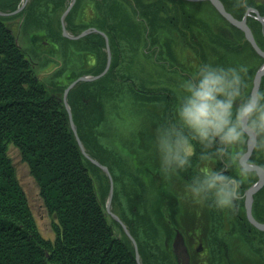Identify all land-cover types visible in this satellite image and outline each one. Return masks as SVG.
Returning a JSON list of instances; mask_svg holds the SVG:
<instances>
[{
  "label": "trees",
  "instance_id": "1",
  "mask_svg": "<svg viewBox=\"0 0 264 264\" xmlns=\"http://www.w3.org/2000/svg\"><path fill=\"white\" fill-rule=\"evenodd\" d=\"M20 1L0 0V10L13 11ZM94 1V6L101 9L102 3L107 0ZM123 1L132 3L133 6L130 12L127 7L123 8L117 2L120 6L118 11L121 9L123 12L124 21H121L119 15L107 13L106 6L93 20L86 21L82 14L83 0H75L64 17L65 28L72 35L91 26L104 32L109 39L111 62L107 72L97 79L78 80L67 92V103L70 105L77 136L80 137L87 154L109 168L114 183L119 177L112 166L113 162L118 161L115 156L107 154L108 148L100 141L99 126L106 118L102 94L114 92V88L118 86L113 83L116 82V75L125 77L123 73H118L123 59L121 25H125L126 37H138L140 29L134 18L135 13L138 12L146 20L149 19L153 26L156 19L161 17L158 11H162L165 13L162 15L163 19L169 24L180 25L182 30L186 29L191 38L194 37L191 24L197 22L196 16L183 6L193 3L191 0H153L147 3L143 0ZM204 1L216 12L219 21L233 31L230 38L223 33V27L218 26L220 32L211 33L210 24H204L209 27L211 38L208 42L212 44V48L215 49L217 45L225 55V58H217L216 62L245 64L248 68L246 79L250 91L254 73L264 58L256 53L251 43L245 39L242 30L228 22L210 1ZM221 1L225 9L238 19L242 18L247 6L256 8L260 15L264 16V0ZM169 2H172L171 9L167 5ZM68 3L69 0H28L19 12L0 14V264H139L135 259L133 243L126 231L120 222L105 210L104 198L109 190V178L102 168L82 153L63 103L65 87L78 76L88 72L77 73L73 79L62 83L57 79L64 71V65L60 63L46 79L38 72L39 63L16 40L19 28L22 33L33 27L42 28L45 30L43 38L48 41L44 46L52 58L58 55L57 49L61 51L63 48L76 46L79 50L87 51L88 61L93 60L92 68H89L91 74L97 75L103 71L107 52L105 38L99 31H91L74 39L62 35L59 17ZM47 11L59 13L46 17ZM20 16L21 23L19 20L12 25L13 22L9 21ZM109 17L115 20L110 23ZM246 21L253 32L255 42L264 50V23L255 18L253 13L247 15ZM202 56L203 61L207 60L204 53ZM125 78L123 80L128 79L127 76ZM259 85V89H264V75ZM132 90L141 102L145 95L143 87L133 86ZM10 145L19 149L21 160L27 163L28 170L38 185L43 206L51 216L53 237L43 235L36 224L30 202L8 153ZM242 147L245 151L246 145ZM252 150L248 161L264 168V151H257L255 146ZM119 160L121 161L120 158ZM190 170L193 171V168ZM247 171L250 175L240 185L235 206L230 209L229 215L231 222L233 221L230 233L236 232L242 242L264 263V231L252 225L245 215L243 190L258 177L256 171ZM138 187L139 189H131V192L128 190L130 193L125 190L123 197L128 198V204L120 215V220L137 242L140 262L175 264L168 244L161 242V231L167 237L174 234L175 221H168V225L161 229L160 223L155 219L157 226L154 225L141 208L147 200L149 189L143 184H138ZM113 188L112 202L120 192L117 184ZM204 204L208 209V216L212 219V225L205 236V246L209 253H215L212 261L221 263L218 256L227 249V243L221 240L224 238L222 229L216 221H222L224 212L210 207L206 202ZM252 204L253 216L264 222V184L255 192ZM154 209L157 218L168 213L171 220H178L179 210L173 198L169 199L167 207H164L162 197H159ZM157 235L160 240L158 242L155 240Z\"/></svg>",
  "mask_w": 264,
  "mask_h": 264
},
{
  "label": "rangeland",
  "instance_id": "2",
  "mask_svg": "<svg viewBox=\"0 0 264 264\" xmlns=\"http://www.w3.org/2000/svg\"><path fill=\"white\" fill-rule=\"evenodd\" d=\"M143 1L145 3L148 1L153 2V0ZM117 2L123 8L124 6L125 8L127 7L131 12L132 3L130 4L127 1L107 0L102 3V8L98 9L94 6V0H83V18L86 21L93 20L96 14L98 12L101 13L106 6L107 13L111 12L113 15H119L121 16V21H124L122 10L118 11L119 5ZM167 5L171 9L172 2ZM183 6L196 16L195 21L197 22L191 24L193 27L192 34H194V37L191 38H189L191 35L188 34L186 29L182 30L180 25L178 27L169 24L163 19L162 15L164 16L165 13L162 11H158L161 17L156 19V24H153V26L149 23V19L146 20L138 12L135 13L134 18L140 29L138 37L131 35L126 37L124 34L125 25H121L123 40L121 39L120 43L123 48V59L118 67V73H123L128 79L123 80L124 76L121 78L120 75H116L114 79L116 82L113 83H117L118 86L114 88V92L102 94L106 118L99 126V135L102 144L108 148L109 152L107 154L115 156L118 161V163L113 162L112 158L114 157L112 156L111 162L114 163L112 167L119 177L115 183L120 192L113 202L111 200L110 210L116 213L120 219V215L126 210L125 206L128 204V198L123 197L126 194L125 190L127 192L130 190L131 192V189H139L138 184L146 185L149 193L147 194L146 202L141 206L143 214L145 215L146 213L154 225H156V222L160 223L161 229L168 225V221H175V227H173L181 231L186 244H189L188 248L191 247L193 249L196 247L200 239L203 240V246L206 249L205 236L212 225V219L208 216V209L204 201L193 198L186 189L188 180L192 174H195L199 165L194 167L193 171L188 169L179 174L165 176L158 169L157 157L152 151V147L158 125L162 124L173 114L176 103L175 85L178 76L188 72L192 65L203 61V53L207 60H213L214 62L221 56L225 58L223 51L217 45L213 49L212 44L208 42L211 36L208 30L209 27L204 26V24H210L211 33H218L220 30L217 27H223L221 28L223 33H226L230 38L233 36V31L225 23L219 21V17L207 1H193L190 4H183ZM47 12L48 16L46 17L56 16L59 13V11ZM19 20L21 23V16L9 21L13 22L11 24L14 25ZM114 20L109 17L110 23ZM18 31L17 42L39 63L38 72L42 77L48 79L52 75L53 69L60 63H63L64 71L63 75L57 79L62 81V83L70 81L80 72H88L86 74L94 75L89 70L93 60L91 62L87 60L89 58L86 50H79L76 46H69L61 51L57 49L58 55L52 58L47 47L44 46L48 42L43 38L45 30L33 27L24 33L20 31V28ZM33 37L36 38L33 39ZM41 43L43 44L41 45ZM131 86H134V88L141 86L145 90V95L141 102L136 98ZM8 150L17 171L18 180L24 192H26L40 232L46 237H53L54 234L50 224L51 216L48 215L43 206L38 185L30 174L27 163L21 160L19 149L15 146L10 145ZM111 162L110 164H112ZM212 166L216 167L217 165L213 164ZM115 183L113 181V187L116 185ZM107 195L104 199L107 198ZM159 197H162L164 207H167L169 199H175L176 207L179 210L178 223L175 219L171 220V216H168V213L161 218H157L154 206ZM223 212L225 217L222 221H216V223H219V227L222 229L224 238H221V240H225L227 249L218 256V259H221V263L218 261L219 264H264L260 257L242 242L241 237L236 232L230 233V227L233 225L231 215H229L230 209H225ZM161 234V242L168 244L171 250L174 234L171 237H167L162 231ZM155 240L157 242L160 241L158 235ZM205 251L203 255L207 257L208 251L207 249ZM171 252L175 261L173 251L171 250ZM197 258L199 259L200 257Z\"/></svg>",
  "mask_w": 264,
  "mask_h": 264
},
{
  "label": "clouds",
  "instance_id": "3",
  "mask_svg": "<svg viewBox=\"0 0 264 264\" xmlns=\"http://www.w3.org/2000/svg\"><path fill=\"white\" fill-rule=\"evenodd\" d=\"M247 72L243 63L192 65L178 76L173 115L158 125L153 140L159 171L171 176L199 165L187 192L221 210L235 206L250 175L240 164L249 130L256 150L264 151V89L249 91Z\"/></svg>",
  "mask_w": 264,
  "mask_h": 264
},
{
  "label": "water",
  "instance_id": "4",
  "mask_svg": "<svg viewBox=\"0 0 264 264\" xmlns=\"http://www.w3.org/2000/svg\"><path fill=\"white\" fill-rule=\"evenodd\" d=\"M74 1L75 0H71L69 2V4L66 6L65 10L62 12V14L60 16L62 35L66 36L68 38H71V39L84 36V34L90 32V31L97 30L96 27H90V28L84 29L82 32H80L78 34L71 35L68 32V30L65 28V18L64 17L72 8V4L74 3ZM187 1H190V0H187ZM191 1H201V0H191ZM208 1H210L211 4H213L215 9L217 11H219V13L222 16H224L228 22H230L232 25L237 26L240 30H242V32H244L245 39H247L248 42L251 43V45H252L253 49L256 51V53H259L264 58V50L259 46V44L257 42H255L253 32L251 31V29H250V27L246 21V16L251 14V12L256 13L255 18H257L258 20H260L263 23H264V16H261L259 14L258 10H256V8L247 7L245 14L242 16V18L238 19L235 16H233L229 11H227L225 9L224 4L222 3L221 0H208ZM26 2H27V0H23L22 3L20 5H18V7L13 11L3 12L0 10V14L8 15L9 13H11V14L17 13V12H19V10H21V8L25 5ZM100 33L105 38V48L107 50V56H106L107 61H106L105 67L103 68V71H101L100 73H97V75H88V74L80 75L77 78H75V80L71 81V83H69L63 91V93H64L63 94V103L65 104V107L67 108V112L69 115V123L72 127L74 136H76L78 145L80 146L82 153L85 155V157L90 159L94 164H96L98 167L102 168L105 171V173L107 174V177L109 178V191H108V195L106 198L107 200L105 203V210H107V212L113 218H115L116 220H118L120 222L123 230L126 231L127 235L129 236L130 240L133 243L136 262H138L139 264H142V262H140V256H139V252L137 249V242L134 240V238L130 234L129 230H127L126 225H124L123 221L120 220L118 215L116 213H113L109 208L111 200H112L111 197L113 194V189H114L113 188V177H111L109 168L105 164L100 163L97 159H95V158H93L87 154L84 146L82 145L80 137L77 136L76 126L74 125V122H73L70 105L67 103V94H68L67 92L70 88H72L76 84V82L78 80L86 81V80L97 79V77H99V76H101L107 72V68L111 62V59H110L111 58V49L109 48L107 35H105V33L102 31H100ZM263 75H264V61L262 62V64L258 67V69L254 73V76L252 79V87H251L250 91L255 92L257 89H259V87H260L259 84H260V81H261V78ZM247 135H248V140H247L245 151H244L243 155L241 156L240 164L246 170L256 171L258 177L255 181H253V183L249 187L245 188L243 191V193H244V204H245V215H247V218L252 225H255L258 229L264 231V222L258 221L253 216V214L251 212L253 196H254L256 191H258L261 187H263V184H264V168L261 167L260 165L256 164V163H254V162L248 161V159L251 156V153L253 151L252 149H253L254 145L256 144V134L254 132H252L251 130H249ZM171 250L173 251L176 264H190L191 260H190L189 250L187 249L185 239L183 238V234L178 229L175 230V233L172 237Z\"/></svg>",
  "mask_w": 264,
  "mask_h": 264
},
{
  "label": "flooded vegetation",
  "instance_id": "5",
  "mask_svg": "<svg viewBox=\"0 0 264 264\" xmlns=\"http://www.w3.org/2000/svg\"><path fill=\"white\" fill-rule=\"evenodd\" d=\"M173 229L175 231L177 228H173ZM203 243H204L203 240L199 239L197 242L198 245L196 247H194L193 249H191V247L188 248L189 244L188 245L186 244L187 249L189 250V254H190V260H191L190 264H219L218 261H212L213 260L212 257L215 254L213 252L212 253L208 252L207 257H204L203 254H205L206 249L204 248ZM196 257H200V258L196 259Z\"/></svg>",
  "mask_w": 264,
  "mask_h": 264
}]
</instances>
